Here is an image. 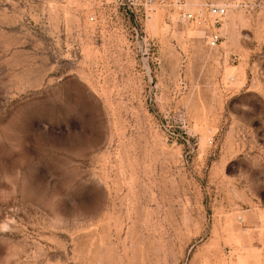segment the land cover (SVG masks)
<instances>
[{
	"label": "rangeland",
	"instance_id": "374dc122",
	"mask_svg": "<svg viewBox=\"0 0 264 264\" xmlns=\"http://www.w3.org/2000/svg\"><path fill=\"white\" fill-rule=\"evenodd\" d=\"M204 2L0 0V264H264V0Z\"/></svg>",
	"mask_w": 264,
	"mask_h": 264
},
{
	"label": "built area",
	"instance_id": "2783aa9c",
	"mask_svg": "<svg viewBox=\"0 0 264 264\" xmlns=\"http://www.w3.org/2000/svg\"><path fill=\"white\" fill-rule=\"evenodd\" d=\"M188 0H113L115 4L127 11L128 16H132L137 10L144 9L150 12L155 7L171 6L177 10L179 16H183L187 20L194 22H210V26L220 25V21L227 14L229 9L228 4L216 5L210 2L194 4V8L189 10L186 8ZM148 12V13H149ZM135 16V15H134ZM142 39V37H140ZM218 40L217 34H210L207 36V41L210 46H215ZM236 59V56H234Z\"/></svg>",
	"mask_w": 264,
	"mask_h": 264
},
{
	"label": "bare ground",
	"instance_id": "6f19581e",
	"mask_svg": "<svg viewBox=\"0 0 264 264\" xmlns=\"http://www.w3.org/2000/svg\"><path fill=\"white\" fill-rule=\"evenodd\" d=\"M228 11H229V9H228ZM228 11H227V13H228ZM226 15H227V14H226ZM226 15H225V16H226Z\"/></svg>",
	"mask_w": 264,
	"mask_h": 264
}]
</instances>
